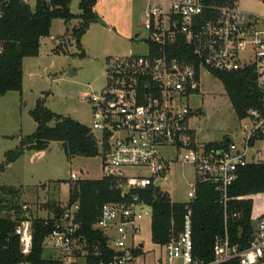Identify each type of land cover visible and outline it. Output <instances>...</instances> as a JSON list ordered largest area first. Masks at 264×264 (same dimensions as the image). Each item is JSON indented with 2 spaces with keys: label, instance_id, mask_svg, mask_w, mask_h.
<instances>
[{
  "label": "built area",
  "instance_id": "2783aa9c",
  "mask_svg": "<svg viewBox=\"0 0 264 264\" xmlns=\"http://www.w3.org/2000/svg\"><path fill=\"white\" fill-rule=\"evenodd\" d=\"M16 1L29 6V0H0V19ZM148 1L143 13L145 35L137 33L134 38L144 43L146 54L107 58L104 87L88 97L93 116L90 134L95 135L103 156L104 172L121 183L127 201L102 206L93 230L104 243L91 242L81 233L79 202H68L60 213L46 217L34 216L30 207L23 206L20 218L12 216L21 255H32L34 223L41 220L51 228L44 242L45 258L58 264H88L90 258L99 259L100 264H148L141 238L144 221L149 218L152 223L153 219L147 198L149 192L154 197L167 195L160 185L176 163L192 166L197 178L188 184L181 232L158 246L161 252L153 264H206L194 256L193 243L191 205L201 183L215 187L226 224L224 236L214 245L215 259L207 264H264V217L256 222L245 248L232 243L227 229L229 190L239 171L250 165L264 166V108L250 109L240 121V142L226 139V144L215 145L198 140L190 126L194 114L188 106L189 98L202 90V77L214 73L254 69L258 90L264 94V17L238 9L236 2ZM4 52L0 39V57ZM164 150H173L175 157H165ZM71 180L78 182L77 175L73 173Z\"/></svg>",
  "mask_w": 264,
  "mask_h": 264
},
{
  "label": "rangeland",
  "instance_id": "374dc122",
  "mask_svg": "<svg viewBox=\"0 0 264 264\" xmlns=\"http://www.w3.org/2000/svg\"><path fill=\"white\" fill-rule=\"evenodd\" d=\"M39 1L29 0L32 11ZM81 1L71 2L70 10L75 16L81 13ZM99 2L95 9L99 21L81 37L80 46L72 34L80 21L66 25L63 20H55L51 36L56 41H52L51 36L41 40V53L37 65L26 74L24 91L9 92L0 97V166L6 162L7 153L35 134L37 123L31 112L38 102H43L58 116L91 128L93 116L88 97L104 87L106 59L131 53L146 54L144 43L134 38L137 33L145 35L143 13L149 1L106 0L104 10ZM236 6L244 12L264 17V0H236ZM124 34H128V39L123 38ZM202 82V90L188 100L194 114L190 126L198 140L205 144L226 139L240 142L243 124L235 114L223 83L213 75L203 76ZM163 154L167 158L176 155L173 150H164ZM73 173L78 181L102 180L106 177L103 156L69 157L63 144L58 142H52L44 152L25 151L0 172V217L8 214L17 217L16 210H10L11 207L28 206L34 216L46 217L55 212L54 206H65L70 199ZM196 178L192 166L174 163L160 190L173 203H188V184ZM118 184L120 187L121 183ZM141 238L146 261L153 264L161 251L151 240L149 218L144 221Z\"/></svg>",
  "mask_w": 264,
  "mask_h": 264
},
{
  "label": "trees",
  "instance_id": "16d2710c",
  "mask_svg": "<svg viewBox=\"0 0 264 264\" xmlns=\"http://www.w3.org/2000/svg\"><path fill=\"white\" fill-rule=\"evenodd\" d=\"M97 1L82 0L79 5L81 11L79 16L71 13L72 0H40L35 11L18 1L11 3L5 16L0 19V39L5 43V52L0 57V97L9 92H23L24 60L39 57L41 40L51 36L55 20H63L66 25L74 20L80 21L72 30L80 46L81 37L87 33L92 24L99 21L95 11ZM205 1L212 5L236 2V0ZM214 75L223 83L239 121L247 117L250 109L264 108V94L258 90L254 69L236 74L214 73ZM31 116L37 123L35 134L23 139L16 150L7 153L6 162L0 166V172H4L6 166L16 162L25 151L44 152L52 142L62 143L69 157L99 156L96 142L89 138L88 127L71 118L56 115L46 108L43 102H38ZM118 183L117 180L105 177L98 181H78L71 186L69 203H80L81 233L91 242L100 240L104 243L99 232L93 230L102 206L106 203L127 201L122 197ZM12 193L13 191H10V194ZM147 200L153 207L151 240L156 246L163 247L181 232L186 214L185 205L173 203L167 195L156 193L154 197L152 192H149ZM54 208L57 214L60 213L59 206ZM191 209L194 256L206 264L211 263L215 259V242L224 236L226 229L224 208L220 204V197L215 187L207 183L199 184L197 199L192 203ZM10 210H16L17 218L21 217V208L11 207ZM227 212V229L231 241L240 243L242 248H245L256 222L264 217L263 165H250L239 171L237 181L229 190ZM16 225L10 214L4 218L0 217V264H19L24 260L32 264H58L45 258L44 242L51 232L50 227H46L41 220H35L33 253L30 257L24 258L20 252L19 239L15 235ZM110 258L109 255L105 260L108 261ZM88 264H100V260L90 258ZM226 264H238V262L232 261Z\"/></svg>",
  "mask_w": 264,
  "mask_h": 264
},
{
  "label": "crops",
  "instance_id": "0c3cea01",
  "mask_svg": "<svg viewBox=\"0 0 264 264\" xmlns=\"http://www.w3.org/2000/svg\"><path fill=\"white\" fill-rule=\"evenodd\" d=\"M99 1V0H98ZM97 1V2H98ZM117 2V0H115ZM100 2H102V9L104 10L107 6H106V0H100ZM99 2V3H100ZM97 7V5H96ZM95 7V9H96ZM115 7V6H114ZM136 34V33H135ZM127 37L128 34H124V39H128ZM41 53V52H40ZM38 58H26L24 60V63H23V91H24V83H25V79H26V74L28 73V71H30L33 67H35L37 65V62H38ZM31 77V76H30ZM225 141V140H224ZM223 141L219 142V143H222Z\"/></svg>",
  "mask_w": 264,
  "mask_h": 264
},
{
  "label": "water",
  "instance_id": "95a60500",
  "mask_svg": "<svg viewBox=\"0 0 264 264\" xmlns=\"http://www.w3.org/2000/svg\"><path fill=\"white\" fill-rule=\"evenodd\" d=\"M138 37V35H136V38ZM55 76H57V75H55ZM89 138L91 139V140H95V135L93 134V133H91L90 135H89ZM227 141L229 142L230 141V139H227Z\"/></svg>",
  "mask_w": 264,
  "mask_h": 264
}]
</instances>
